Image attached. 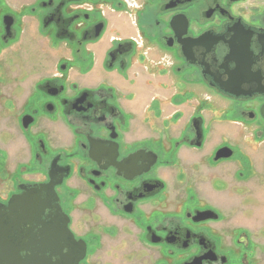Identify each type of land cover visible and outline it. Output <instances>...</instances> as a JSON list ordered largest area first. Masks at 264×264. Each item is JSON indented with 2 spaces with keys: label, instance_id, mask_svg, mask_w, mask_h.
<instances>
[{
  "label": "flooded vegetation",
  "instance_id": "obj_1",
  "mask_svg": "<svg viewBox=\"0 0 264 264\" xmlns=\"http://www.w3.org/2000/svg\"><path fill=\"white\" fill-rule=\"evenodd\" d=\"M26 23L41 47L38 67L23 68L35 78L15 84L12 122L23 143L2 174L0 231L14 221L9 200L22 197L41 214L19 230L36 236L67 219L74 241L59 234L42 246L54 249L44 253L53 264H114L120 245L140 253V264H254L249 233L214 226L221 212L197 196L192 176L235 160L241 179L249 159L224 137L197 161L185 155L205 151V107L238 106L231 122L264 139V0H0V48L18 41ZM136 69L165 76L174 90L150 99L145 112L158 125L142 138H133L124 108L136 95L113 82ZM181 106L191 110L183 123ZM225 147L232 157L214 161ZM204 212L217 219L201 220Z\"/></svg>",
  "mask_w": 264,
  "mask_h": 264
},
{
  "label": "rangeland",
  "instance_id": "obj_2",
  "mask_svg": "<svg viewBox=\"0 0 264 264\" xmlns=\"http://www.w3.org/2000/svg\"><path fill=\"white\" fill-rule=\"evenodd\" d=\"M21 1L23 0H4L10 6H15ZM35 31L34 23H26L18 41L0 48V195L3 192V187L6 186L2 182V174L12 171L23 143L20 134L15 133L14 130L12 107L14 106V97L18 95L15 84L18 82L27 83L35 78L24 73L25 71L29 72V68L38 67L39 54L37 51L41 46L34 38ZM50 62L52 63V59ZM23 68L26 70L24 71ZM195 93L197 98L194 100L197 103L200 95L204 96V92L201 89ZM185 98H190V95L186 94L182 100ZM205 108L208 110L205 115L208 120L207 125H209L205 151L195 153L187 151L185 159L190 162L197 161L199 156L208 152L210 144L212 146L216 141L219 142L221 137H224L235 150L239 149L246 155L252 168L249 170L244 165L241 168L243 174L241 179L237 178L236 173L240 167L235 160L208 171H192L195 192L202 201H206L221 212L223 221L214 226L227 227L230 233L234 229L245 230L249 233L250 240L254 244V264H264V139H253L249 127L244 129L231 122L240 119L237 115L238 106L230 105L226 111H222L225 107ZM234 159L243 164L247 161L240 160L238 153ZM246 176L248 177L244 178ZM217 177L223 179L225 185ZM81 214L78 211L74 212L75 220H81ZM88 220L96 221V218L88 216ZM106 241L108 245L114 246L119 240L107 239ZM117 250L114 251L117 255L109 257L113 258L111 261L114 264H140L142 258L140 253L131 251V248L125 245H120ZM143 258L145 257L143 256Z\"/></svg>",
  "mask_w": 264,
  "mask_h": 264
},
{
  "label": "water",
  "instance_id": "obj_3",
  "mask_svg": "<svg viewBox=\"0 0 264 264\" xmlns=\"http://www.w3.org/2000/svg\"><path fill=\"white\" fill-rule=\"evenodd\" d=\"M261 115L264 119V106L261 108ZM199 145V144H198ZM197 145V146H198ZM220 155V156H217ZM233 155V151L230 148H222L216 153L214 161L219 159H229ZM8 210L11 216L13 215L14 221L4 225L0 231V264H53L44 257V253L47 251H54L53 248H48L50 244L57 242L56 236L62 234L69 241H74L73 236L67 230V220L65 217L62 226L56 224L49 225L40 231L38 235L32 236L29 230H19V225L25 223L27 217H33L37 222L39 220L40 212H37L34 205H28L26 199L11 198L8 202ZM35 210V211H34ZM212 212L199 213L201 220L217 219L216 215ZM40 237V240H36V237ZM65 241V240H63ZM36 243L37 246L31 248V244ZM46 247H42L43 245ZM39 245V246H38ZM21 252H25L27 255L21 259L19 256Z\"/></svg>",
  "mask_w": 264,
  "mask_h": 264
},
{
  "label": "crops",
  "instance_id": "obj_4",
  "mask_svg": "<svg viewBox=\"0 0 264 264\" xmlns=\"http://www.w3.org/2000/svg\"><path fill=\"white\" fill-rule=\"evenodd\" d=\"M111 25L113 28L121 31L124 34L125 26L122 21L116 17L111 18ZM125 35V34H124ZM104 50V44L100 45L96 58V66L98 67L102 61ZM127 80L122 79L117 74L113 75V82L119 89H123L126 92L135 94V100L131 103H126L124 108L127 112L133 114L130 120V130L132 131L133 138H142L151 131V125L158 124V122H152L147 118L148 113L145 112V107L149 104L150 99L154 96H158L159 99L165 100L172 96L174 90L168 85L172 83V80H167L165 76L158 73H147L141 69L129 71L127 74ZM196 96L192 99V104L196 103ZM171 110V109H170ZM180 110L184 111V117L181 118L183 123L190 113V109L181 106ZM156 126V125H154ZM216 141L210 148L216 145Z\"/></svg>",
  "mask_w": 264,
  "mask_h": 264
},
{
  "label": "trees",
  "instance_id": "obj_5",
  "mask_svg": "<svg viewBox=\"0 0 264 264\" xmlns=\"http://www.w3.org/2000/svg\"><path fill=\"white\" fill-rule=\"evenodd\" d=\"M1 157H3L2 155H1ZM3 160V159H2Z\"/></svg>",
  "mask_w": 264,
  "mask_h": 264
}]
</instances>
